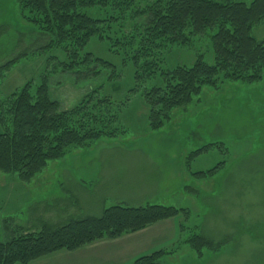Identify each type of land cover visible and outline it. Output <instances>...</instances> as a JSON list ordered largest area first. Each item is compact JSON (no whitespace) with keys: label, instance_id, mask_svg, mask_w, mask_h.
Masks as SVG:
<instances>
[{"label":"rangeland","instance_id":"1","mask_svg":"<svg viewBox=\"0 0 264 264\" xmlns=\"http://www.w3.org/2000/svg\"><path fill=\"white\" fill-rule=\"evenodd\" d=\"M89 13L105 16L96 7ZM140 19L127 24L141 23ZM252 34L264 39V19L254 26ZM190 40L166 52V65H191L200 56L212 62L208 37L191 36ZM85 50L108 63L66 69L67 56L52 36L25 20L17 0H0V100L26 83L37 85L47 78L50 96L59 101L63 111L99 88L116 105L126 102L119 116L127 130L117 139L104 138L93 147L72 149L65 157L50 161L28 187L18 188V183L11 182L3 188L6 198L14 197L7 205L0 200L3 239L19 235L27 224L29 231L36 232L42 223L62 224L73 217L99 216L111 205L165 204L187 212L169 218L185 225L186 236L199 234L214 245L199 256L188 244L178 243L180 234L177 242L159 249L174 251L178 246L160 260L162 264H264V73L254 83L230 80L217 89L206 87L192 103L174 109L163 128L151 130L143 90L157 81L136 84L134 63L121 44L111 47L110 40L94 36ZM7 63H11L9 68ZM93 69L97 73H87ZM209 144L213 146L192 155ZM56 162L80 174L81 191L72 194L53 181L48 185L42 174ZM214 167L212 176L193 173ZM33 196L37 201L41 196L63 201L49 208L45 199L26 207ZM8 214L21 220L3 221L1 216Z\"/></svg>","mask_w":264,"mask_h":264},{"label":"trees","instance_id":"2","mask_svg":"<svg viewBox=\"0 0 264 264\" xmlns=\"http://www.w3.org/2000/svg\"><path fill=\"white\" fill-rule=\"evenodd\" d=\"M17 1L25 20L50 34L65 53L66 69L108 63L85 50L94 36L110 40L111 47L125 46L135 66L136 84L157 81L143 90L151 130L163 128L174 109L192 103L206 87L217 89L230 80L254 83L264 73V39L252 34L254 26L264 19V0ZM95 7L105 13L103 18L90 15ZM139 17L143 18L141 23L127 24ZM204 35L209 39L212 62L200 56L191 65H166L167 51L188 44L191 36ZM125 105H116L95 88L72 109L62 111L59 101L50 96L47 78L37 85L26 83L0 100V172L14 173L29 182L50 161L65 157L72 149L93 147L104 138L117 139L127 132L119 116ZM212 146H203L192 155ZM216 169L193 173L212 176ZM185 213L173 205L116 204L99 216L72 218L58 225L44 223L40 231L22 230L0 242V264H29L57 251H74L101 239H115ZM180 231L178 243L188 244L196 255L214 245L199 234L186 236L184 224ZM174 251L159 250L132 264H162L160 260Z\"/></svg>","mask_w":264,"mask_h":264},{"label":"crops","instance_id":"3","mask_svg":"<svg viewBox=\"0 0 264 264\" xmlns=\"http://www.w3.org/2000/svg\"><path fill=\"white\" fill-rule=\"evenodd\" d=\"M51 170L52 173L48 174V171ZM42 175H45V177L48 179V185H51V181H53L59 186H63L64 188H66V190L68 189L67 191L72 194L74 193V191H81L79 189H81L82 186L78 184L80 183V174L68 169L65 165L59 162L52 164ZM34 181L35 179L29 182H23L15 174L0 172V200H2V204L7 205V202L11 200L13 201L14 199V197H11L13 195L10 194V199L6 198L7 196L5 197V195H3L4 192H2L3 188L5 189L6 187L10 186L11 182L18 183L16 187L20 188L21 186L28 187L30 184H32L31 182ZM15 188L13 189V192ZM8 190L9 189H6L7 192ZM41 198L42 199H40V201L48 199L45 202L47 207L49 208L50 206H57L59 203H62L61 201H63L62 198L56 196H41ZM34 201H37V198L35 196L27 201L26 207L29 203L35 204L37 202H40ZM8 206L11 207V205ZM1 208L2 207H0V209ZM1 217L3 221L13 219V223L21 220L20 218H16L14 215L10 214H8V216L2 215ZM166 223L170 226L167 227ZM43 224L44 223L41 224V228ZM54 224L58 225V223ZM28 225L29 224H27V227L23 228V230H29V227L31 226ZM17 227L21 228V225H18ZM164 231H166V233H163ZM167 232L169 234H167ZM4 234V237H6V233ZM180 234V226L178 225V223L174 222V220L167 219L155 223L140 231L126 234L115 239L98 240L74 251H57L55 253L49 254L52 256L54 255V258H51L50 260H41L44 259L43 257H41L37 259L41 260L37 264H132L141 256L151 254L156 250L161 249L164 245H171L173 244V242H177ZM8 238L9 237H7V239ZM4 240L6 239H3V235L2 233H0V242H3Z\"/></svg>","mask_w":264,"mask_h":264}]
</instances>
